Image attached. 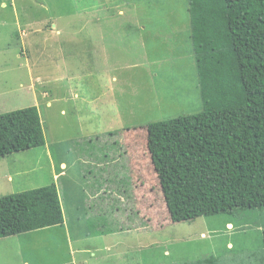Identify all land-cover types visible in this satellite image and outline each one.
<instances>
[{
	"label": "rangeland",
	"instance_id": "obj_1",
	"mask_svg": "<svg viewBox=\"0 0 264 264\" xmlns=\"http://www.w3.org/2000/svg\"><path fill=\"white\" fill-rule=\"evenodd\" d=\"M187 8L186 0H0V115L38 106L44 138L57 144L56 165L89 153L94 159L124 154L121 143H131L128 176L136 182L132 189L124 163L122 172L113 173L117 185H125L129 199L124 190L116 197L129 212L111 215L116 234L109 240L97 235L84 241V248L99 252L79 259L77 246L69 250L64 242L65 227L54 226L0 239V264H17L21 255L28 264H264V209L174 224L145 151L148 125L202 111ZM22 43L31 47L18 60L15 48L21 52ZM63 148H75L76 156ZM34 154L39 151L0 158V198L50 184L49 171L35 166ZM144 156L147 171L140 163ZM81 164L89 185L113 179L105 168ZM12 169L25 172L11 181L6 175ZM59 196L65 200L63 189ZM135 208L144 222V214L150 215L144 224L149 236L136 229L140 219L122 223ZM84 231L75 225L71 237Z\"/></svg>",
	"mask_w": 264,
	"mask_h": 264
},
{
	"label": "trees",
	"instance_id": "obj_2",
	"mask_svg": "<svg viewBox=\"0 0 264 264\" xmlns=\"http://www.w3.org/2000/svg\"><path fill=\"white\" fill-rule=\"evenodd\" d=\"M186 1L202 111L145 131V151L174 224L264 209V0ZM44 146L36 107L0 115V158ZM123 149L103 159L89 153L86 166L101 168L103 161L104 174L114 177L130 154ZM107 158L114 160L107 165ZM62 209L54 182L1 197L0 239L62 226ZM144 219L150 223V215Z\"/></svg>",
	"mask_w": 264,
	"mask_h": 264
},
{
	"label": "crops",
	"instance_id": "obj_3",
	"mask_svg": "<svg viewBox=\"0 0 264 264\" xmlns=\"http://www.w3.org/2000/svg\"><path fill=\"white\" fill-rule=\"evenodd\" d=\"M5 5H2L4 7ZM53 22H50L52 24ZM55 23V22H54ZM96 23L94 25H100L102 24L101 22H92ZM104 23H111V22H104ZM34 25H30L28 27L29 32L31 28H35L37 26L36 23H33ZM28 25V24H27ZM54 25V24H53ZM53 28H56V23ZM34 33V32H33ZM36 33V32H35ZM34 44V48H37L38 50L41 49L40 46L36 44L35 41L32 42ZM27 45V46H26ZM21 44L20 46L22 47V51H19V46L15 48L17 59L20 60L21 56L26 57V52H28L29 48L31 46H28L27 44ZM26 46V49H25ZM52 46L54 47V43H52ZM5 49V48H4ZM3 49L0 48V59L3 58ZM45 55H47L45 53ZM69 78H64L61 82L65 81H71L68 80ZM60 82V83H61ZM41 90L45 89V93L49 96L50 95V90L48 88H40ZM50 99V98H49ZM86 103V102H85ZM36 104V103H34ZM49 105V104H48ZM35 106V105H34ZM47 106V103H46ZM51 105H49L50 107ZM37 109L39 108L38 106H35ZM38 112H40V109H38ZM62 113V114H61ZM40 114V113H39ZM48 114V113H47ZM61 115H65L64 111L60 112ZM129 131V130H128ZM45 139V146L39 149H34L28 152H33V151H39V154H34L33 155V161L35 166L40 165L41 168L44 170L49 171L50 179L48 182L55 183L57 187L58 194H62V189H63V195L65 196V200L62 201L63 203V214H64V224L62 226L65 227L66 230H64L65 237H64V242L66 246L71 248V246H77L74 247V253H78L79 259H81V253H88L89 255L94 251V252H99L100 249H87L84 248L86 244L84 241L90 240L91 238L95 236H100L98 238L103 239L105 241L110 239V236H114L116 234V231L113 230L114 228V223L109 220V214L113 215V218L116 219V214L123 213L125 211L129 212V209L127 210L126 204H121L124 202V199H119L116 197V194H122L123 190L125 191V185H117L114 182L111 184V179L106 181L105 186H99V180L94 181L91 185H89L88 179L86 176L83 175V171L85 170L84 167L82 166L81 162L85 161L86 165H88L87 161L85 158H77L74 157V160L72 163H67L65 160H60L57 162V165L54 162V159L52 158V148L56 147L57 144L55 145H49L48 142ZM123 146H127L124 143H121ZM131 143L129 144V148L131 149ZM62 151H65L64 153L69 155V156H76V149L75 148H63ZM144 155V154H143ZM10 157V156H9ZM129 156L124 155V165L128 168L130 175H131V170H132V164H131V159H134L133 156L130 158V161H127ZM110 160L114 159H104L107 165H109L111 162ZM103 162V161H102ZM99 162L96 165L102 167L103 163ZM110 162V163H109ZM120 163V161H118ZM141 165L144 167V170L147 171L148 169V160H146V156H144V159L141 158ZM91 167V166H90ZM141 167L138 172L140 175L142 174L141 170L143 169ZM35 168V167H34ZM33 168V169H34ZM103 168V167H102ZM32 169V170H33ZM80 170V171H79ZM10 174L6 175V178L8 180L13 179V177H18L22 175L25 171L24 170H17V169H12L10 170ZM128 172V174H129ZM84 177V178H81ZM126 176L130 180V184L132 186V189L134 188V184L136 183L134 180H132L131 177ZM113 178H116L115 176ZM60 180L61 186L57 184V181ZM117 181V180H116ZM121 182V180H120ZM47 186V185H46ZM44 187V186H42ZM119 187V188H118ZM126 195H127V191ZM133 196V192L132 195ZM61 199V198H60ZM129 199V196L127 195V199ZM118 203L120 204L118 206ZM132 203V202H131ZM134 207V206H133ZM135 211V212H134ZM131 212V215L128 216V219L122 220V223L124 225H127L126 221H129L131 223V220H138L140 219L142 224H135L136 229H144L145 232L141 233L140 235H145L149 236L148 234V228L147 225L145 226L142 218L141 211H139L137 208L133 209ZM122 218V215H121ZM108 221V223L106 222ZM93 223L91 226L89 222ZM75 225H83L85 227L84 235H75L71 237V232L74 230ZM140 226V227H139ZM128 228V227H127ZM89 231L92 232L91 236L86 235L89 233ZM147 231V232H146ZM16 237V236H14ZM85 237H88L89 239H85ZM13 238V237H10ZM9 239V238H6ZM107 249V248H106ZM108 250V249H107ZM17 264H28V262L25 260L24 256H20ZM74 264V263H71Z\"/></svg>",
	"mask_w": 264,
	"mask_h": 264
},
{
	"label": "clouds",
	"instance_id": "obj_4",
	"mask_svg": "<svg viewBox=\"0 0 264 264\" xmlns=\"http://www.w3.org/2000/svg\"><path fill=\"white\" fill-rule=\"evenodd\" d=\"M42 125V124H41ZM230 226V225H229Z\"/></svg>",
	"mask_w": 264,
	"mask_h": 264
}]
</instances>
